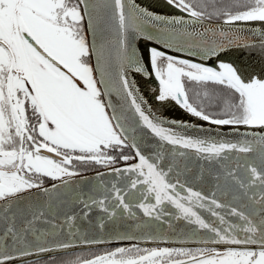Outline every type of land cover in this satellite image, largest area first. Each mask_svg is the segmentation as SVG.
<instances>
[{"label":"snow or ice","instance_id":"obj_1","mask_svg":"<svg viewBox=\"0 0 264 264\" xmlns=\"http://www.w3.org/2000/svg\"><path fill=\"white\" fill-rule=\"evenodd\" d=\"M165 2L0 0V264H264V0Z\"/></svg>","mask_w":264,"mask_h":264},{"label":"water","instance_id":"obj_2","mask_svg":"<svg viewBox=\"0 0 264 264\" xmlns=\"http://www.w3.org/2000/svg\"><path fill=\"white\" fill-rule=\"evenodd\" d=\"M138 2L142 3L144 6H147V5H145L143 3L142 0H138ZM151 9L155 10L157 12H160L162 14H170V13H174L175 12V11H173V12L160 11V10H157V9H154V8H151ZM145 43H147V42H145ZM173 54L185 55L184 53H177V52H173ZM250 55H252L253 58L257 60L258 64L261 63V54L259 52L255 51V50H252V49H248V48L242 47V46H240V47L233 46V47L227 49L226 53L224 54V57H225V59H227L229 61H233V62L237 63L238 65H240L241 67H244V66H248L249 65L248 58H249ZM186 58H193V59H197L198 61H200L199 57H186ZM208 62H212V61H208ZM143 79H145L147 82H149V78H143ZM149 85H150L151 88H153L155 90V88H156V82L155 81L149 82ZM141 90L144 92L145 96L148 97L147 91L145 89H143L142 87H141ZM148 99H149V97H148ZM149 102L153 104V108L154 109H158V114L163 115V116H165V117H167L169 119L188 120V121H193V122H195L197 124H201V123L207 124L208 123V122H205V121H201L200 118H198V117L192 116L186 110H184L181 106H179V105H177L175 103L168 104V106L173 111H176L177 114L168 112L166 110V109H168L166 106H165L166 109H164L162 107H159V106L155 105L152 101H150V99H149ZM177 246H179V245H177Z\"/></svg>","mask_w":264,"mask_h":264},{"label":"bare ground","instance_id":"obj_3","mask_svg":"<svg viewBox=\"0 0 264 264\" xmlns=\"http://www.w3.org/2000/svg\"><path fill=\"white\" fill-rule=\"evenodd\" d=\"M142 1L145 5H147L151 8L160 10V11H167V12L168 11L169 12L176 11L175 9L167 6L165 0H142ZM136 78H137V82H139L140 86L147 91V93H148L147 95H148L150 101H152L155 105L166 109L165 106H160V103L152 98L155 90L150 87L149 82H147L145 79H143L139 74H137ZM166 107L168 108V109H166L168 112L177 114L176 111H173L168 105Z\"/></svg>","mask_w":264,"mask_h":264},{"label":"rangeland","instance_id":"obj_4","mask_svg":"<svg viewBox=\"0 0 264 264\" xmlns=\"http://www.w3.org/2000/svg\"><path fill=\"white\" fill-rule=\"evenodd\" d=\"M248 62H249V65H248V66H250V65H257V66H258V65H259V64L257 63V60L254 59L252 55L249 56V58H248Z\"/></svg>","mask_w":264,"mask_h":264}]
</instances>
